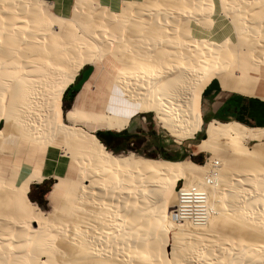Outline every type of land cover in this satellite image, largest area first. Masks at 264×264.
I'll use <instances>...</instances> for the list:
<instances>
[{"label":"bare ground","instance_id":"1","mask_svg":"<svg viewBox=\"0 0 264 264\" xmlns=\"http://www.w3.org/2000/svg\"><path fill=\"white\" fill-rule=\"evenodd\" d=\"M216 1L233 39L194 34L193 25H212L213 0H124L114 9L73 0L68 15L52 17L44 0H0V141L15 135L3 151L13 163L0 175V264H264V142L244 144L262 128L210 119L197 149L214 159L202 165L113 153L95 134L151 113L180 142L200 131L211 79L255 96L249 85L264 81V0ZM245 50L247 61L230 70ZM85 65L94 68L85 94L63 110ZM110 67L114 85L94 100ZM21 145L35 154L26 164L16 157ZM49 147L67 162L51 175L42 210L28 192L50 177L42 168ZM192 191L201 195L184 200ZM189 204L201 212H174Z\"/></svg>","mask_w":264,"mask_h":264},{"label":"rangeland","instance_id":"2","mask_svg":"<svg viewBox=\"0 0 264 264\" xmlns=\"http://www.w3.org/2000/svg\"><path fill=\"white\" fill-rule=\"evenodd\" d=\"M49 1L53 4L52 8L49 7L48 3L43 4V8L45 12L47 13L48 16L52 17L53 14L56 12V10H61V9H66L67 10L71 4L72 0H46ZM99 2L102 3V5L106 6L107 8H118L120 5L123 4L122 0L120 1H109V3H105L106 0H98ZM135 1H140V0H135ZM214 6L212 8V12L208 15V19L211 20L212 25L210 28H207L206 26H197L193 25L194 29V34L197 37H205L208 39H211L213 41L218 40V36H230L232 39L234 38V33L230 25L226 22V17L222 16V14L219 12L218 6H217V1L213 0ZM216 2V3H215ZM48 6V7H47ZM217 7V8H215ZM215 9V10H214ZM55 11V12H53ZM217 12V13H216ZM69 14V12H68ZM66 14V15H68ZM223 17V18H222ZM221 24V25H220ZM214 25V27H213ZM221 26V27H220ZM197 27V28H196ZM200 27V28H199ZM205 27V28H204ZM215 27L218 28L215 31ZM225 27V28H224ZM207 28V29H206ZM214 29V30H213ZM200 33H199V32ZM204 34V35H203ZM209 35V36H208ZM214 35V36H213ZM218 35V36H217ZM233 35V36H232ZM211 36V37H210ZM216 38V39H215ZM240 57H234L232 56V61L228 64V68L230 70L238 63L240 62V65H244V62H246L245 51L240 52ZM108 57L104 59V64L106 63ZM233 62V63H232ZM115 67H117L115 65ZM115 67H110L108 70L103 69L100 72V78L98 80L97 78V83L94 86V90H92V97L94 100H97L98 97H101L104 92L107 91L109 87H113L114 83L112 81L114 74H115ZM100 68V67H99ZM89 71L90 74L93 71V66L92 65H85L82 69L79 71V75L76 76L75 81L73 83H76L80 79V77L83 75L84 72ZM110 72V73H109ZM232 75V74H231ZM229 75L227 78H229V83L230 79L233 77ZM224 78L225 81L228 84V79ZM215 79H211L210 82ZM95 81V82H96ZM216 81V80H215ZM209 82V83H210ZM252 82V81H251ZM208 83V84H209ZM255 85H249L250 88L253 87V91L255 96H248V97H253L255 99L251 98H245V97H240L238 99V103L236 105V111L232 115H227V116H221L218 118H215L220 121H228V120H237L240 123L246 125L248 129H252L251 127H264V100L260 101L261 99L256 96V93L264 92V81L263 80H253ZM207 84V85H208ZM231 84V83H230ZM75 85V84H74ZM206 85V86H207ZM219 85V84H218ZM205 86V87H206ZM220 87V85H219ZM222 91L224 92H232L229 91L226 88H222ZM66 91V90H65ZM64 91V92H65ZM85 94V89L80 88L76 92L74 99L70 101L69 95L64 94L62 96V109H68L73 107L77 103L78 95L80 92ZM235 93V92H232ZM238 94V93H236ZM240 95V94H239ZM245 96V95H243ZM208 99L209 96L206 94L204 95L202 93L201 95V116L203 122H207L208 120H205L203 117V111H207L206 105H208ZM259 99V100H258ZM257 102H260V106H257ZM74 104V105H73ZM92 107L94 108L96 105L101 108V104L98 102H91ZM89 105V106H91ZM209 107V106H208ZM0 113L1 110L4 107H0ZM91 109V107L89 108ZM210 111V110H209ZM208 114V113H207ZM204 123L200 129V131L195 134V136L191 139H186L180 142L175 141L165 130L159 127L158 123L154 119L153 115L151 113L148 114H141L137 113L131 116L130 121L128 126L122 130V131H110L111 133H115L114 136L111 134H107L105 130H98L96 131V136L99 138V140L103 143V145L110 150L113 153H125V152H133L138 156L141 157H148V158H161V159H167V160H183L187 159L193 163L202 165L206 161L209 160V163H212V160L214 157L211 155V153L206 152V151H200L197 149V143L201 138L205 136L204 134ZM4 126V121L0 119V128ZM8 131L5 133V136L1 139L0 143V175H5V172L8 171V168L12 165L13 163V157L12 155H9L7 153H4L3 151L7 149L8 143H11L14 139V134ZM7 142V143H6ZM264 142V131H262L258 136L254 135L252 133H248L246 139L244 140V144L246 147H250L255 143H262ZM13 144V143H11ZM20 146L19 150H24V151H18L21 153H17L16 157L21 161H23L25 164L28 163L27 161L29 159H32L35 154L32 152L31 147L27 146ZM31 148V150H30ZM30 150V151H28ZM199 150V151H198ZM26 151V152H25ZM30 152V154H29ZM58 149H54L49 147L46 151V155L43 161V166L45 171V175L50 176L47 179L42 180L39 183H31L29 185V192H28V197L29 199L34 202L39 208L42 210L48 209V201L46 199V193L50 190L54 178L51 177V175L54 172H58V163H63L67 162V158L64 156L60 157L58 156ZM3 154V155H2ZM6 154V155H5ZM20 155V156H19ZM212 157V158H210ZM61 159V160H60ZM211 159V161H210ZM54 160V161H53ZM31 161V160H29ZM60 161V162H59ZM23 164V163H22ZM10 165V166H9ZM64 165V164H63ZM7 166V167H6ZM23 166V165H22ZM1 167L2 169L4 168L5 171L1 172ZM24 167V166H23ZM26 170H29L30 167L26 166ZM183 182L182 180H178L176 183V189L178 190L182 186ZM44 187H48V191L42 195L41 197V190ZM197 191V189H196ZM201 195L199 192H191L189 193L188 196L184 197V200H187L189 197L190 200L197 199V197L194 196H199ZM174 207L171 208V210Z\"/></svg>","mask_w":264,"mask_h":264},{"label":"crops","instance_id":"3","mask_svg":"<svg viewBox=\"0 0 264 264\" xmlns=\"http://www.w3.org/2000/svg\"><path fill=\"white\" fill-rule=\"evenodd\" d=\"M44 1H46V0H44ZM109 1L110 0H108V2ZM112 1H120L121 2L122 0H112ZM129 1H132V0H129ZM133 1H135V0H133ZM46 2L53 6V4L51 2H49V1H46ZM72 3H73V0L71 1V4L67 10V13L65 12L66 9L56 10V12L55 11H53V12H55L56 14H59V15H66V14H68ZM52 6H51V8H52ZM79 71H78V73H79ZM93 71H94V68H93ZM87 72H88V74H87L86 78L80 84L79 88H81V89L83 88L84 83L88 80V78L92 74V72H91V74L89 71H87ZM87 72H84L83 75H85ZM78 73H77V75H79ZM83 75L80 77V79L83 77ZM76 76H75V78H76ZM73 82L67 88L73 87L75 84ZM204 90H205L204 95L207 94L209 96L208 105H206L207 111H203V113H202L205 120L234 114L236 111V105L238 103L237 101L240 97L255 99L253 97H248L247 95L243 96L242 94L239 95V94L232 93V92H224V91H222V89L219 87L218 83L215 80H212L204 88ZM260 101H262V100H260ZM256 104H257V106L261 105L260 102H257ZM251 128H254V127H251ZM258 128H262L263 129L262 131H264V127H258Z\"/></svg>","mask_w":264,"mask_h":264},{"label":"trees","instance_id":"4","mask_svg":"<svg viewBox=\"0 0 264 264\" xmlns=\"http://www.w3.org/2000/svg\"><path fill=\"white\" fill-rule=\"evenodd\" d=\"M87 74H88V72L85 74V75H83V77L79 80V81H77L76 83H75V85L73 86V87H70V88H67L66 89V91L64 92V94H68L69 95V99H70V101H72L73 99H74V96H75V94H76V92L78 91V89H80L79 87H80V84L82 83V81L86 78V76H87ZM204 92H205V90H203V94H204ZM215 119V118H214ZM208 122V121H207ZM207 122H203V120H202V125H203V123H204V131H205V127H206V124H207ZM202 125H201V127H202ZM201 129V128H200ZM106 133L107 134H111V135H113L114 136V134L115 133H111L110 131H106ZM197 134V133H196ZM204 134H205V132H204ZM205 137V136H204ZM203 137V138H204ZM203 138H201V139H203ZM200 139V140H201ZM199 140V141H200ZM48 187H44V188H42V190H41V197H42V195H44L47 191H48Z\"/></svg>","mask_w":264,"mask_h":264},{"label":"built area","instance_id":"5","mask_svg":"<svg viewBox=\"0 0 264 264\" xmlns=\"http://www.w3.org/2000/svg\"><path fill=\"white\" fill-rule=\"evenodd\" d=\"M181 188V187H180ZM179 188V189H180ZM178 189V190H179ZM187 206H189V207H187V208H184V207H182V206H176L174 209H175V211L174 212H176V210L177 209H180L182 212H183V214H185V213H188V215H191V216H193V217H195L197 214H199L201 211L200 210H198L199 209V206H196V205H191V204H189V205H187Z\"/></svg>","mask_w":264,"mask_h":264}]
</instances>
